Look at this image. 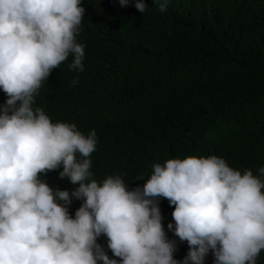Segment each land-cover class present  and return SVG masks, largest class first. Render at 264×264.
I'll return each instance as SVG.
<instances>
[{
  "label": "clouds",
  "instance_id": "clouds-1",
  "mask_svg": "<svg viewBox=\"0 0 264 264\" xmlns=\"http://www.w3.org/2000/svg\"><path fill=\"white\" fill-rule=\"evenodd\" d=\"M128 6L130 0H119ZM168 0H159V11ZM144 13L145 0H136ZM82 0H0V264H257L264 250V167L229 166L219 156L172 158L152 165L142 188L121 176L93 179L89 158L97 133L53 122L35 96L71 53L70 70H84L76 42ZM79 157V158H78ZM74 190L51 187L41 174L60 169ZM140 177L139 179H142ZM83 203L73 218L72 198ZM174 206L169 230L189 251L177 260L157 198ZM104 235L113 256L97 243Z\"/></svg>",
  "mask_w": 264,
  "mask_h": 264
},
{
  "label": "trees",
  "instance_id": "trees-1",
  "mask_svg": "<svg viewBox=\"0 0 264 264\" xmlns=\"http://www.w3.org/2000/svg\"><path fill=\"white\" fill-rule=\"evenodd\" d=\"M82 0L85 15L76 42L85 46L84 70H70L73 55L54 68L35 96L55 122L97 133L89 157L93 179L119 175L129 190L142 188L152 165L189 155L224 158L230 167H264V0ZM8 97L0 89V108ZM79 158V157H78ZM60 169L41 179L74 190ZM143 177L142 179H139ZM264 179V177H261ZM174 258L189 251L168 224L174 206L157 198ZM83 201L69 206L74 218ZM100 244L110 258L107 237ZM211 252L205 264H214ZM103 264V262H99ZM257 264H264V250Z\"/></svg>",
  "mask_w": 264,
  "mask_h": 264
}]
</instances>
